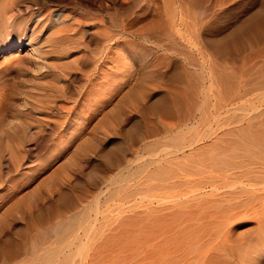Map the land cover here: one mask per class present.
I'll return each mask as SVG.
<instances>
[{
  "label": "rangeland",
  "instance_id": "rangeland-1",
  "mask_svg": "<svg viewBox=\"0 0 264 264\" xmlns=\"http://www.w3.org/2000/svg\"><path fill=\"white\" fill-rule=\"evenodd\" d=\"M258 135L264 0H0V264H264Z\"/></svg>",
  "mask_w": 264,
  "mask_h": 264
},
{
  "label": "bare ground",
  "instance_id": "bare-ground-1",
  "mask_svg": "<svg viewBox=\"0 0 264 264\" xmlns=\"http://www.w3.org/2000/svg\"><path fill=\"white\" fill-rule=\"evenodd\" d=\"M3 14H4V13H3ZM18 62H19V61H18ZM247 136H248V135H247ZM249 137H250V136H249ZM246 138H247V137H246ZM253 138H254V137H253ZM243 140H244V139H243ZM241 142H242V141H241ZM248 142H249V139H248V141H247V144H248ZM249 143H251L254 147H256V149H257L259 146H260V147H261V146H264V136L261 135V136L259 137V135H258L257 138L250 139V142H249ZM240 145H241V144H240ZM248 145H250V144H248ZM252 145H250V147L253 148ZM242 146H243V145H242ZM230 147H231V146H230ZM247 148H249V146H248ZM241 150H242V149H241ZM228 151H229V150H228ZM262 151H263V150H262ZM262 151L260 150V152H262ZM252 153H253V152H252ZM246 154H247V153H246ZM249 154H250V153H249ZM213 157H214V156H213ZM263 157H264V156H263ZM246 158H247V157H246ZM255 158H257V157H255ZM219 160H221V159H219ZM219 160H218V164H219ZM212 161H213V160H212ZM212 161H210V162H212ZM225 161H226V160H225ZM228 161H229V160H228ZM233 161H234V160H233ZM240 161H241V160H240ZM240 161H239V162H240ZM236 162H237V161H236ZM236 162H235V163H236ZM219 165H220V164H219ZM249 187H250V186H249ZM253 188H254V187H253ZM143 246H144V245H143ZM151 247H152V246H151ZM156 248H158V246H157ZM156 248L153 247V250L156 249ZM178 248H179V247H178ZM150 249H151V248H150ZM151 250H152V249H151ZM153 250H152V251H153ZM178 250H179V249H178ZM87 251H88V250H87ZM155 251L157 252L158 250H155ZM160 252H161V251H160ZM179 252L181 253V251H179ZM129 253H130V252H129ZM149 253H150V252H149ZM151 253H152V252H151ZM151 253H150V254H151ZM183 253H184V252H183ZM190 253H191V252H190ZM156 254H157V253H156ZM176 254L178 255V253H176ZM187 254H188V253H187ZM51 255H52V253H49V252H48L46 255H44V261H45L47 264H49V262H51L52 259H53V257H52ZM153 255H154V257H153L154 259L157 258V257H155V256H156L155 253H154ZM160 255H161V253L159 254V256H160ZM171 255H172V254H171ZM174 255H175V253H173V257H174ZM177 255H176V256H177ZM130 256H131V255H130ZM167 256H168V255H167ZM181 256H182V255H179L178 257H181ZM194 256H195V255H194ZM93 257H94V256H93ZM160 257H161V256H160ZM160 257H159V258H160ZM173 257H172V258H173ZM178 257H174V259H176V258H178ZM168 258H169V256L167 257V259H168ZM172 258H171V260H172ZM137 259H138V258H137ZM154 259H153V261H154ZM161 259L163 260V263H164V260H165L166 258H165V256H163V258L161 257ZM179 259H182L181 261H183V256H182V258H178V260L176 259L178 262H176V260H172V262L175 261L176 263L180 264L181 262H180ZM125 260H126V259H125ZM127 260H128V259H127ZM92 261H93V260H92ZM121 261H124V260H121ZM137 261H138V260H136V264H137ZM143 261H144V260H142V262H141V260H140V261H139V264H141V263L143 264ZM160 261H161V260H160ZM169 261H170V260H169ZM124 262H125V261H124ZM124 262H122V263H123V264H126V262H125V263H124ZM149 262H151V261H149ZM167 262H168V261H167ZM170 262H171V261H170ZM170 262H169V264H172V262H171V263H170ZM175 262H174V263H175ZM184 262H185V261H183V263H184ZM201 262H202V259H201ZM118 263H119V262H118ZM122 263H121V264H122ZM128 263H129V262H127V264H128ZM131 263L133 264V262H131ZM156 263H157V262H156ZM176 263H175V264H176ZM183 263H182V264H183ZM198 263L200 264V261H199ZM119 264H120V263H119ZM154 264H155V263H154ZM185 264H186V263H185ZM187 264H189V263H187Z\"/></svg>",
  "mask_w": 264,
  "mask_h": 264
}]
</instances>
